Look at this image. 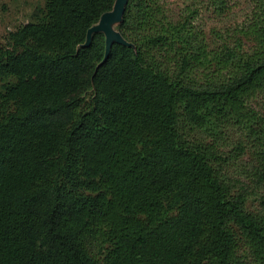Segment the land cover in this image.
<instances>
[{"label":"trees","instance_id":"obj_1","mask_svg":"<svg viewBox=\"0 0 264 264\" xmlns=\"http://www.w3.org/2000/svg\"><path fill=\"white\" fill-rule=\"evenodd\" d=\"M113 2L0 44V264H264V0L209 32L230 0H128L99 65Z\"/></svg>","mask_w":264,"mask_h":264},{"label":"rangeland","instance_id":"obj_2","mask_svg":"<svg viewBox=\"0 0 264 264\" xmlns=\"http://www.w3.org/2000/svg\"><path fill=\"white\" fill-rule=\"evenodd\" d=\"M189 0H161L168 13L177 16ZM251 0H230L227 15L223 17L214 16L210 10L201 11L197 19V24L202 26L206 32L211 29L222 30L226 26L234 25L244 19L248 12ZM44 5V0H0V44L4 42V36L9 30L17 28L28 21L34 19L37 8ZM228 149V148H227ZM264 190H259L257 196ZM258 204L256 198L250 199L248 205L252 208Z\"/></svg>","mask_w":264,"mask_h":264},{"label":"water","instance_id":"obj_3","mask_svg":"<svg viewBox=\"0 0 264 264\" xmlns=\"http://www.w3.org/2000/svg\"><path fill=\"white\" fill-rule=\"evenodd\" d=\"M128 0H114L112 8L103 12L98 21L93 23L86 31L84 42L81 46H89L94 33H102L104 36V57L99 63L101 65L108 57L114 43L133 46L117 30L116 26L122 21L123 12Z\"/></svg>","mask_w":264,"mask_h":264}]
</instances>
